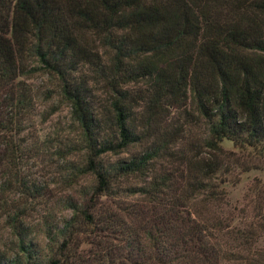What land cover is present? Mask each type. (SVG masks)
<instances>
[{
  "label": "trees",
  "instance_id": "trees-1",
  "mask_svg": "<svg viewBox=\"0 0 264 264\" xmlns=\"http://www.w3.org/2000/svg\"><path fill=\"white\" fill-rule=\"evenodd\" d=\"M34 72L76 130L56 200L24 167ZM223 140L264 151V0H0V264H264Z\"/></svg>",
  "mask_w": 264,
  "mask_h": 264
},
{
  "label": "rangeland",
  "instance_id": "rangeland-1",
  "mask_svg": "<svg viewBox=\"0 0 264 264\" xmlns=\"http://www.w3.org/2000/svg\"><path fill=\"white\" fill-rule=\"evenodd\" d=\"M26 82L34 96L30 119L23 126L24 135L30 141L36 142L42 152L39 158L28 160L24 167L31 180L38 187L45 186L44 191L49 193V198L54 194L53 200H56L59 192H63L62 176L65 174L66 160H73L75 157L74 155L59 156L54 153L55 148L59 147L66 151V143L77 139L76 130L70 118L67 102L57 95L54 85L47 76L34 72ZM221 146L232 159H237L232 173L223 176L222 187L229 206L238 209L245 204V197L253 187H264V151L248 147L238 148L227 140H223ZM143 149L144 144H133L124 152L112 156V159L126 158ZM241 163L246 167L241 166ZM102 202L106 204L108 200L103 198ZM55 214L58 216V212ZM260 245L264 246V236L260 240Z\"/></svg>",
  "mask_w": 264,
  "mask_h": 264
}]
</instances>
